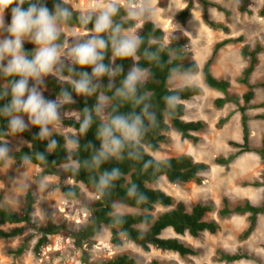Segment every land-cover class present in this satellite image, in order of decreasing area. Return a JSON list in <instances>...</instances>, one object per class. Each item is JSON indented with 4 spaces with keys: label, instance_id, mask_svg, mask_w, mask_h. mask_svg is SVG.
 Returning <instances> with one entry per match:
<instances>
[{
    "label": "rangeland",
    "instance_id": "1",
    "mask_svg": "<svg viewBox=\"0 0 264 264\" xmlns=\"http://www.w3.org/2000/svg\"><path fill=\"white\" fill-rule=\"evenodd\" d=\"M160 1L154 0L155 11L150 21L163 30V44L168 45L170 37L176 31H182L190 40L188 61H195L198 66L191 81L177 85L170 79L168 87L178 89L195 85L202 89L201 95L182 102V119L186 122H203L204 128L192 133L197 138L196 141L182 139L179 133L171 129L167 133L166 142L155 152L147 149V153L158 159L189 154L195 161L207 164L208 169L199 182L173 185L161 178L152 187L170 195L175 202L183 203L188 211L199 203L212 205V211L207 214L206 220L216 222L219 230L215 234L204 232L196 238L188 234L177 236L170 229L163 232V238L176 237L193 248L196 251L195 256L180 257L176 253L153 247L144 251L122 235H119L122 244L115 246L111 243L109 228L103 225L97 227L93 221L92 202L96 198L94 194L80 186L79 198L65 199L61 187L72 184V181L64 176L60 167L53 174L47 175L51 190L42 193L34 183L42 168L32 163H13L9 168L0 167V202L7 210L21 215L26 195L30 193L34 199L32 221L31 224L24 225L23 234L0 239V264H99L117 255L131 256L136 264H148L153 260L159 264H264V214L257 216L254 229L246 239H242L241 235L248 227V214L227 217L218 215L223 198L231 206L245 200L253 205H260L263 200V187L253 186L254 183L260 184L262 181L263 155L253 152L237 155L239 149L229 145V142H242L239 107L243 106L242 96L247 88L239 79L248 64V57L243 52L253 49L257 42H260L263 51L258 54V63L249 79L253 94L246 115L250 149L260 150L264 142V108H254L264 101V16L258 14L263 0L251 1L250 14L238 11L240 0H207L219 5L228 14L211 6L205 9L197 0H168L164 7L160 6ZM189 1L192 3L190 16L181 23L178 14ZM99 2L100 0H69L70 6L79 12L95 8ZM121 3L125 9L127 0H121ZM204 14L208 21L221 25L226 30L210 27ZM6 17L5 12V20ZM134 22L132 28L138 32L144 21ZM175 24L179 26V30L174 29ZM65 31L68 38L86 34L84 30L77 28L65 27ZM238 37L243 41L221 48L211 65V73L216 79L229 82L228 90L222 93L208 88L202 68L209 59L213 46L224 39ZM45 92L43 89V94ZM219 98L225 100L221 107L215 105V100ZM71 112L62 111L69 113V116L63 117V121L75 119L71 117ZM24 118L27 121V116ZM64 127L63 131H72L71 128ZM7 140L12 151L27 144L21 137L9 136ZM229 157L232 160L226 165L214 162L217 158ZM123 210L126 214L137 212L127 206ZM167 210L168 208L157 207L153 215ZM49 221L60 229L57 234L48 236L47 244L36 248L40 238L38 228L45 227ZM13 227L3 225L0 229L7 231ZM220 253H241L248 258L226 263L220 261Z\"/></svg>",
    "mask_w": 264,
    "mask_h": 264
},
{
    "label": "clouds",
    "instance_id": "2",
    "mask_svg": "<svg viewBox=\"0 0 264 264\" xmlns=\"http://www.w3.org/2000/svg\"><path fill=\"white\" fill-rule=\"evenodd\" d=\"M121 8V0H100L95 8L81 11L78 16L80 25H92L87 35L68 38L65 26L73 19L69 0H57L52 9L47 7L45 0H0V78L7 81L0 87V100H8L0 106V117L8 120L7 131H0V163L5 167L9 168L14 163L6 137L27 131L29 125L39 128L37 139L48 141L49 153L59 147L57 140L53 139L54 134L63 136V147L68 155L59 167L74 176L79 175L81 169L89 172L100 170L113 160L141 162L143 169H160L167 163L156 157L145 160L148 147L146 134L158 124L149 92L144 90L152 73L138 62L144 38L130 24L125 27L126 21L151 20L155 11L154 0H127L125 15L118 20ZM8 9H11L10 23L5 20ZM174 29L179 30V26L175 24ZM25 42L34 44L35 48L31 52L26 51ZM160 51L143 47L142 54L148 61L160 64ZM170 51L174 53L176 50ZM109 52V63H105ZM117 58L132 59L133 63L126 73L122 64L115 63ZM78 68H90L91 72ZM121 74L123 78L117 85ZM194 75L190 68L185 69L183 65L169 70V79L177 85L186 84ZM48 76L55 77L62 84H69L71 90L62 87L55 100L46 99L43 89ZM104 77L108 79L107 86L102 84ZM73 92L87 98L95 97L96 102L82 111H72L71 117L75 118L79 127H71L73 130L66 132L63 131V117L69 116V113H62V109L75 103ZM163 100L169 115H172L182 98L173 91ZM125 105L130 106L129 110L121 111ZM93 125H96L95 138L100 147L96 148L91 142L83 145V150L90 155L80 159V138ZM28 147L32 145L28 144ZM32 159V155L25 154L22 165L31 164ZM35 159L47 166L44 153L36 152ZM123 175L121 168L113 167L89 179L98 196L105 197ZM34 183L42 193L51 190L47 176H39ZM75 195L71 189L64 192L65 198ZM126 196L138 205L148 201L147 195L136 183L129 185ZM125 207L120 201L113 202V225L125 223Z\"/></svg>",
    "mask_w": 264,
    "mask_h": 264
},
{
    "label": "trees",
    "instance_id": "3",
    "mask_svg": "<svg viewBox=\"0 0 264 264\" xmlns=\"http://www.w3.org/2000/svg\"><path fill=\"white\" fill-rule=\"evenodd\" d=\"M206 9V7H215L218 10L224 11L225 14H228L227 11L223 10L219 5L214 4L207 0H197ZM252 0H240L238 5V11L240 13L250 14V4ZM57 0H45V3L49 9L53 8V5ZM168 0H161L160 6H166ZM27 7V5H25ZM72 7V6H71ZM192 8V3L189 1L186 7L178 14V19L181 23H184L185 20L190 16V11ZM73 19L68 22L65 27L82 29L86 32L87 35L88 29L92 27L89 24L87 27L80 25L78 21L79 11L75 10L73 7ZM6 23H10L11 20V9L6 11ZM258 14L264 16V0L261 9ZM125 15V9L121 8L120 16L117 17L119 20ZM204 14V18L207 21V24L212 28H223V26L217 25L211 21H208ZM129 24L133 27L134 21H126L125 27H128ZM138 33L144 38L145 44L143 47H147L152 51L161 49L160 64L155 62H150L143 56V47L141 49L139 64L142 67L149 68L151 70L152 76L144 86V90L149 92L151 97V103L153 105V111H155L158 119V124L156 127L151 128L146 134L145 143L148 146L147 149L155 152L159 149L160 145L166 142L167 133L172 129L180 134L182 139L196 141L192 133H197L204 128V123L197 122H186L184 121V105L183 101L190 100L196 96L201 95L202 89L195 85L184 86L178 89H169L168 81L169 79V70L174 66L183 65L185 69H191L194 73L198 71V66L195 61H188L190 53L188 51L190 40L187 35L182 31H176L169 39L168 45H164V32L158 26H156L151 21H144L139 28ZM4 35H7L6 33ZM74 37V36H73ZM70 37V38H73ZM242 38H229L224 39L220 42H217L212 49L211 55L205 65L202 68V75L204 82L208 88L218 90L222 93H225L229 88V82L223 79H216L211 73V65L217 54V52L229 45L242 42ZM25 50L31 52L35 46L31 43L24 44ZM175 49L176 51L172 53L170 50ZM263 51V47L260 42H257L253 49L245 50L243 54L248 57V64L246 68L242 71V77L239 79V82L247 88V91L242 96L243 106L239 107L240 113V123L242 131V142L235 143L229 142L230 146H233L237 149V155L243 153H257L263 155L264 159V142L262 143V148L260 150L250 149L249 147V130H248V117L246 115V110L248 104L252 99V90L253 86L249 83L251 74L253 73L257 63H258V54ZM111 53L109 52L108 57L105 59V63H109ZM116 64H122L125 73L131 67L133 61L129 59H119L117 58ZM91 72L90 68L79 69ZM67 75V73H66ZM123 78V74L118 77L116 83L119 84V79ZM6 80L0 78V87H3L6 83ZM31 84V81H30ZM102 84L107 86L108 79L104 77L102 79ZM45 90L43 94L46 99L54 100L59 94L61 88H69L70 85L67 83H61L56 80L55 77L50 76L45 78ZM107 94L111 95V92L105 90ZM173 91L177 92L182 100L180 105L175 109L172 115H169L168 109L165 105L163 97L168 94H172ZM75 103L71 105H66L62 111H82L84 107H92L96 99L95 97L87 98L77 95L75 92L72 93ZM10 99V97H9ZM225 100L219 98L215 100V105L221 107ZM8 100H0V106L7 103ZM130 106L125 105L121 107V111H128ZM254 108H264V101ZM63 124L66 127H79V124L75 119H66L63 121ZM8 120L6 118L0 117V131H7ZM72 129V128H71ZM73 130V129H72ZM96 125L88 131V133L80 138V143L82 146L81 152L78 154L80 159L87 158L90 155V152L83 150V145L91 142L95 145L96 148L100 147V142L95 138ZM39 133V128L35 126H29L28 130L20 133L13 137H21L26 141V145L21 146L18 150L12 151L14 156V163H22V157L25 154L33 156L32 164L37 165L42 168L39 176H47L54 173L57 167L61 163L65 162L67 157V152L64 149V138L59 134H54L53 139L57 140L59 147L56 151L49 153L47 151L48 141H41L37 139V134ZM9 136L6 137L8 139ZM28 144H31L32 147L29 148ZM41 152L44 153L47 157V166L42 162L35 159V153ZM152 158V156L147 153L145 160ZM167 161L166 164L162 165L160 169L148 168L143 169L141 162H135L130 160L123 161H110L102 166L100 170L95 172H89L86 169H81L79 175H72L71 173L63 174L66 178L72 181V184H67L61 187V192L64 196V192L69 189L73 190L76 195L72 198H65L67 200L77 199L80 196L81 188L83 186L88 192L95 195V199L92 202L93 212V221L95 225L106 226L109 228L111 233V243L115 246L122 244V241L119 235L125 237L128 241L134 243L144 251H149L150 248H155L160 251L173 252L180 257L186 256H195L196 251L181 242L178 238H163L162 234L165 230L170 229L175 235L183 236L188 234L191 237H198L204 232L215 234L219 230V225L214 221H207L206 216L212 211V205L209 204H196L190 208L188 211L185 205L181 202H175V200L170 196L161 191L160 189L152 187L156 184L161 178H165L168 183L173 185L184 184L188 182H199L202 174L208 169V165L202 162H197L189 154H182L176 157H167L160 159ZM232 157L228 159L217 158L214 162L218 165H226ZM4 165L0 163V167ZM113 167L121 168L124 173L123 177L115 182V188L110 190V194L105 197H100L96 193L89 177L90 176H99L100 172L104 169H111ZM37 176L36 178H38ZM131 183H136L139 185L140 190L144 192L148 201L143 204H136L134 200L129 199L126 196L127 188ZM253 186L263 187V200L260 205H253L248 200L243 201L240 204L231 206L226 198H223L221 201V207L218 210L219 217H227L231 215H249V224L246 230L241 235L242 239H246L252 233L255 221L258 215L264 214V173L262 175L261 183H254ZM1 200V197H0ZM120 201L125 204L127 207L136 209L137 212L128 213L125 215V223L123 225H113L111 213L113 211L112 204L113 202ZM34 199L30 193L26 195V203L24 210L21 215L7 210L1 205L0 202V226L3 225H13L14 227L10 230L0 229V239H8L17 237L24 232V225L31 224L32 218L31 214L33 211ZM157 207L168 208L167 211L159 213L154 216L153 212ZM60 227L56 226L52 222H48L45 227L38 228L40 233V238L36 244V248L47 244L48 236L55 235L58 233ZM21 250H19V253ZM246 254L236 253V254H226L220 253V261L226 263H233L240 261L242 259H247ZM99 264H136V260L128 255H117L108 260L102 261ZM148 264H159L157 261L153 260Z\"/></svg>",
    "mask_w": 264,
    "mask_h": 264
},
{
    "label": "crops",
    "instance_id": "4",
    "mask_svg": "<svg viewBox=\"0 0 264 264\" xmlns=\"http://www.w3.org/2000/svg\"><path fill=\"white\" fill-rule=\"evenodd\" d=\"M150 21V20H149ZM152 22V21H151Z\"/></svg>",
    "mask_w": 264,
    "mask_h": 264
}]
</instances>
